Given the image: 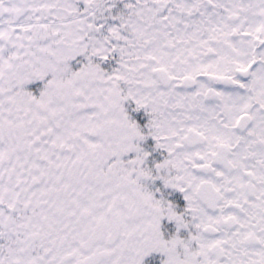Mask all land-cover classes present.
Segmentation results:
<instances>
[{
    "label": "snow or ice",
    "instance_id": "snow-or-ice-1",
    "mask_svg": "<svg viewBox=\"0 0 264 264\" xmlns=\"http://www.w3.org/2000/svg\"><path fill=\"white\" fill-rule=\"evenodd\" d=\"M0 264H264V0H0Z\"/></svg>",
    "mask_w": 264,
    "mask_h": 264
}]
</instances>
